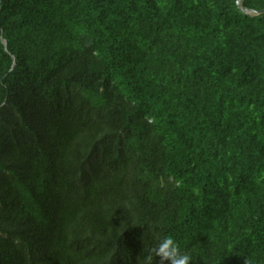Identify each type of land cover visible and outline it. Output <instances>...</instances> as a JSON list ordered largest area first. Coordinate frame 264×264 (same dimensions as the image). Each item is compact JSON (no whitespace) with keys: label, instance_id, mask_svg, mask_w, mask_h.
Listing matches in <instances>:
<instances>
[{"label":"trees","instance_id":"1","mask_svg":"<svg viewBox=\"0 0 264 264\" xmlns=\"http://www.w3.org/2000/svg\"><path fill=\"white\" fill-rule=\"evenodd\" d=\"M236 1L0 0V264H159L165 236L264 264V13Z\"/></svg>","mask_w":264,"mask_h":264},{"label":"clouds","instance_id":"2","mask_svg":"<svg viewBox=\"0 0 264 264\" xmlns=\"http://www.w3.org/2000/svg\"><path fill=\"white\" fill-rule=\"evenodd\" d=\"M156 257H159V264H191L192 257L186 252H182L171 236H165L158 241L154 249ZM153 256L146 257V264H152Z\"/></svg>","mask_w":264,"mask_h":264},{"label":"water","instance_id":"3","mask_svg":"<svg viewBox=\"0 0 264 264\" xmlns=\"http://www.w3.org/2000/svg\"><path fill=\"white\" fill-rule=\"evenodd\" d=\"M242 0H237L236 1V4H237V7L240 11H242L243 14L245 15H253V14H256V15H259V14H263L264 13V10L262 11H258V12H255V11H252V10H248L247 8H244L240 5ZM4 44L6 45V42L4 41Z\"/></svg>","mask_w":264,"mask_h":264}]
</instances>
